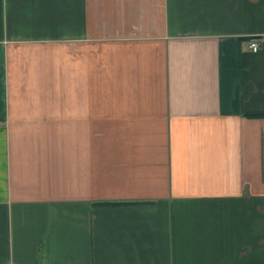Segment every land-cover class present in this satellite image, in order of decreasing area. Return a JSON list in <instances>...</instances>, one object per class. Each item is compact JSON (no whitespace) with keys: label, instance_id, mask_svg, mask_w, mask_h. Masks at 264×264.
<instances>
[{"label":"crops","instance_id":"crops-1","mask_svg":"<svg viewBox=\"0 0 264 264\" xmlns=\"http://www.w3.org/2000/svg\"><path fill=\"white\" fill-rule=\"evenodd\" d=\"M0 264H264V0H0Z\"/></svg>","mask_w":264,"mask_h":264},{"label":"built area","instance_id":"built-area-1","mask_svg":"<svg viewBox=\"0 0 264 264\" xmlns=\"http://www.w3.org/2000/svg\"><path fill=\"white\" fill-rule=\"evenodd\" d=\"M249 47H250V49L253 52H256L259 49V43H258V41H256V40L251 41L250 44H249Z\"/></svg>","mask_w":264,"mask_h":264}]
</instances>
